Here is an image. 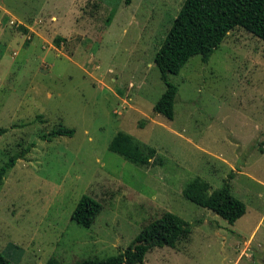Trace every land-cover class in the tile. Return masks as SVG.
<instances>
[{"label":"rangeland","instance_id":"obj_1","mask_svg":"<svg viewBox=\"0 0 264 264\" xmlns=\"http://www.w3.org/2000/svg\"><path fill=\"white\" fill-rule=\"evenodd\" d=\"M182 2L0 0V165L28 149L0 185V251L14 264L114 255L164 211L189 237L141 264H264V40L235 27L207 62L167 74L166 119L154 55ZM60 124L73 135L42 137ZM119 131L152 150L146 164L109 150ZM196 177L209 192L228 181L245 213L230 224L185 198ZM83 194L102 205L88 228L71 219Z\"/></svg>","mask_w":264,"mask_h":264},{"label":"trees","instance_id":"obj_2","mask_svg":"<svg viewBox=\"0 0 264 264\" xmlns=\"http://www.w3.org/2000/svg\"><path fill=\"white\" fill-rule=\"evenodd\" d=\"M130 1L124 0V3L128 5ZM235 27L264 40V0H183L154 55V63L166 85L164 92L153 105L155 113L166 119H173L177 87L168 81L167 74H177L194 55H200L202 61L207 62L212 52ZM20 28L24 32L27 31L23 26ZM60 40V37H56L55 43L58 45ZM73 133V128L60 124L42 137L51 140L56 136H71ZM108 147L137 165L146 164L152 154V150L149 149L147 153L131 135L121 131L114 135ZM25 151L28 149L13 153L0 165V185L7 171L14 166L18 158L23 157ZM210 188L207 181L196 177L186 183L182 193L185 198L208 208L230 224L245 213V203L231 193L228 181L211 192ZM101 208L98 200L83 194L73 208L71 219L88 228ZM189 234L187 221L173 212L164 211L157 218L150 220L125 249L105 258L89 257L72 264H141L151 249L174 247L181 240L188 239ZM0 264L14 263L0 251ZM44 264L61 263L50 258Z\"/></svg>","mask_w":264,"mask_h":264}]
</instances>
